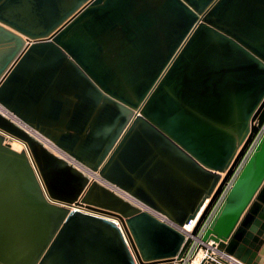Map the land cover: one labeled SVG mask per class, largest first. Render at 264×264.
Listing matches in <instances>:
<instances>
[{
  "label": "water",
  "instance_id": "water-1",
  "mask_svg": "<svg viewBox=\"0 0 264 264\" xmlns=\"http://www.w3.org/2000/svg\"><path fill=\"white\" fill-rule=\"evenodd\" d=\"M263 122L264 0H0V264H264Z\"/></svg>",
  "mask_w": 264,
  "mask_h": 264
},
{
  "label": "built area",
  "instance_id": "built-area-1",
  "mask_svg": "<svg viewBox=\"0 0 264 264\" xmlns=\"http://www.w3.org/2000/svg\"><path fill=\"white\" fill-rule=\"evenodd\" d=\"M264 134V122L263 124L261 125V127L259 128L256 136L254 137V139L252 140L251 144L249 145L248 149L246 150L242 160L240 161V163L238 164V166L236 167V169L234 170V173L232 174L231 176V179L229 181V184L227 187L224 188V190L222 191L221 195L219 196L217 202L215 203L214 207H213V210L212 212L210 213V215L208 216L205 224L203 225V229L201 230V234L204 232V230L207 228L208 226V223L211 221V219L213 218L214 214L216 213V211L218 210V208L220 207V205L222 204L226 194L228 193L229 191V188L230 186L234 183L235 179L237 178L238 174L240 173L241 169L243 168L244 164L247 162V160L249 159V157L252 155V153L254 152L256 146L258 145V143L260 142L262 136ZM194 221H190L189 224L187 226H185L184 228L189 231L193 225H194ZM200 234V235H201ZM198 243L199 241L198 240H195L194 243H193V247L192 249L190 250L187 258H190L191 260L198 254L199 250L197 253H196V249H197V246H198ZM204 256L206 255V252H204ZM202 253V254H203ZM203 256V257H204ZM202 257V258H203ZM187 264H190V263H187Z\"/></svg>",
  "mask_w": 264,
  "mask_h": 264
},
{
  "label": "bare ground",
  "instance_id": "bare-ground-1",
  "mask_svg": "<svg viewBox=\"0 0 264 264\" xmlns=\"http://www.w3.org/2000/svg\"><path fill=\"white\" fill-rule=\"evenodd\" d=\"M203 256H204V253L202 254L199 251L198 254L190 261V264H198L200 262V260L202 259Z\"/></svg>",
  "mask_w": 264,
  "mask_h": 264
},
{
  "label": "rangeland",
  "instance_id": "rangeland-1",
  "mask_svg": "<svg viewBox=\"0 0 264 264\" xmlns=\"http://www.w3.org/2000/svg\"><path fill=\"white\" fill-rule=\"evenodd\" d=\"M201 253H203V251H200Z\"/></svg>",
  "mask_w": 264,
  "mask_h": 264
}]
</instances>
